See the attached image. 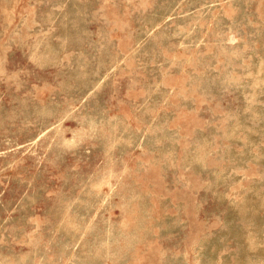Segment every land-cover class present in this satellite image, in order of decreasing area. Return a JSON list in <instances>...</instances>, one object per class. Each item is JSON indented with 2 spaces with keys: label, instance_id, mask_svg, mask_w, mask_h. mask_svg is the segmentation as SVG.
Segmentation results:
<instances>
[{
  "label": "rangeland",
  "instance_id": "1",
  "mask_svg": "<svg viewBox=\"0 0 264 264\" xmlns=\"http://www.w3.org/2000/svg\"><path fill=\"white\" fill-rule=\"evenodd\" d=\"M0 264H264V0H0Z\"/></svg>",
  "mask_w": 264,
  "mask_h": 264
}]
</instances>
